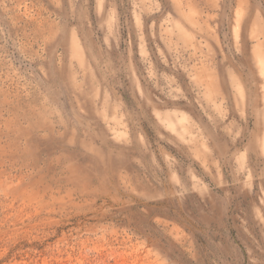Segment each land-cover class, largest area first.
<instances>
[{
	"label": "rangeland",
	"instance_id": "1",
	"mask_svg": "<svg viewBox=\"0 0 264 264\" xmlns=\"http://www.w3.org/2000/svg\"><path fill=\"white\" fill-rule=\"evenodd\" d=\"M0 264H264V0H0Z\"/></svg>",
	"mask_w": 264,
	"mask_h": 264
}]
</instances>
